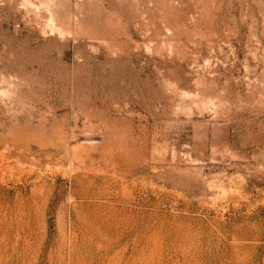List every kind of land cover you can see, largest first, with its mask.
Masks as SVG:
<instances>
[{
  "label": "rangeland",
  "instance_id": "374dc122",
  "mask_svg": "<svg viewBox=\"0 0 264 264\" xmlns=\"http://www.w3.org/2000/svg\"><path fill=\"white\" fill-rule=\"evenodd\" d=\"M0 264H264V0H0Z\"/></svg>",
  "mask_w": 264,
  "mask_h": 264
}]
</instances>
